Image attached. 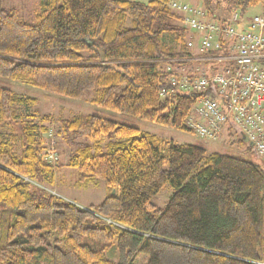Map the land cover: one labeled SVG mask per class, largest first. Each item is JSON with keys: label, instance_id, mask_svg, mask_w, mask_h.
<instances>
[{"label": "trees", "instance_id": "obj_1", "mask_svg": "<svg viewBox=\"0 0 264 264\" xmlns=\"http://www.w3.org/2000/svg\"><path fill=\"white\" fill-rule=\"evenodd\" d=\"M170 1L39 0L32 23L0 7V264H264L262 165L76 114L58 121L56 135L94 143L76 148L66 167L79 186L98 180L106 189L101 203L83 209L44 189L54 185L45 147L52 117H24L20 108L28 112L35 99L6 87L72 99L91 92L97 106L192 134L187 117L215 94L159 95L172 76L197 75L172 70L197 57ZM201 3L211 15L260 7L264 16V0ZM206 64L205 75L218 72ZM111 133L116 139L101 145ZM165 185L172 193L157 208Z\"/></svg>", "mask_w": 264, "mask_h": 264}, {"label": "built area", "instance_id": "obj_2", "mask_svg": "<svg viewBox=\"0 0 264 264\" xmlns=\"http://www.w3.org/2000/svg\"><path fill=\"white\" fill-rule=\"evenodd\" d=\"M168 6L181 15L183 27L191 33L188 47H196L201 54L219 51V55L206 60L224 66L209 76H172L171 89L159 95L212 90L215 97H200L186 126L198 138L210 141L231 128L229 136L235 134L242 139L260 157L264 171V16H240L237 11L216 16L202 7L174 0Z\"/></svg>", "mask_w": 264, "mask_h": 264}, {"label": "rangeland", "instance_id": "obj_3", "mask_svg": "<svg viewBox=\"0 0 264 264\" xmlns=\"http://www.w3.org/2000/svg\"><path fill=\"white\" fill-rule=\"evenodd\" d=\"M136 2H147L148 0H127ZM177 3L191 5L193 7L202 6L201 0H174ZM39 0H0V7L14 8L20 17L29 23L34 22V14L38 8ZM209 13V12H208ZM220 12L219 15H221ZM255 14H261L260 7H256L248 10L247 15L252 16ZM218 15V16H219ZM182 25V24H181ZM190 36L191 33L188 32ZM194 57L200 58L190 62V64L178 65L175 68H170L178 72L180 75H189L190 73L204 74L208 65L206 64V54H201L198 49L194 47L191 49ZM224 65L219 66L222 67ZM11 91L22 97H31L35 99V105L29 108V111L25 112L23 107L20 108L21 114L24 117L29 115L32 117L50 115L52 117V123L50 124L49 132L46 134L45 147L47 160L55 167L54 185L44 187L45 190L56 195L57 197L71 202L80 208L87 209L91 206L98 205L106 196V189L101 181H94L86 186H79L77 182L76 170L66 167L68 158L75 152L76 148L83 145H92L93 139L87 137H78L70 142L64 140L61 136L56 135V132L60 130L58 121L67 119L76 114L82 115H96L101 118L109 119L116 123L125 124L137 128L140 132H147L157 137H161L167 140H172L178 144H193L205 149L207 154L220 153L223 155L237 157L244 159L248 162L257 165H263L260 157L250 150L246 143H236L238 139L235 134L228 136L231 132L224 131L215 140L199 139L194 134L186 131H178L172 128L163 127L152 123L147 120L136 119L126 115L119 114L107 108L97 106L90 102L93 97V93H86L81 99H72L61 95L48 93L39 89L26 87L19 83H7ZM31 117H27L30 118ZM38 119V118H36ZM34 118L32 120L36 122ZM46 125V124H45ZM8 130V129H7ZM12 132L19 133V127L17 124L12 126ZM114 133L103 136L101 138V145H105L107 142L115 140ZM172 189L169 185H165L159 194L154 198L153 204L157 208H162L167 203Z\"/></svg>", "mask_w": 264, "mask_h": 264}, {"label": "water", "instance_id": "obj_4", "mask_svg": "<svg viewBox=\"0 0 264 264\" xmlns=\"http://www.w3.org/2000/svg\"><path fill=\"white\" fill-rule=\"evenodd\" d=\"M112 194H114V191H112Z\"/></svg>", "mask_w": 264, "mask_h": 264}, {"label": "bare ground", "instance_id": "obj_5", "mask_svg": "<svg viewBox=\"0 0 264 264\" xmlns=\"http://www.w3.org/2000/svg\"><path fill=\"white\" fill-rule=\"evenodd\" d=\"M162 98H166V97H162Z\"/></svg>", "mask_w": 264, "mask_h": 264}, {"label": "crops", "instance_id": "obj_6", "mask_svg": "<svg viewBox=\"0 0 264 264\" xmlns=\"http://www.w3.org/2000/svg\"><path fill=\"white\" fill-rule=\"evenodd\" d=\"M202 5V4H201ZM199 7H201V6H199Z\"/></svg>", "mask_w": 264, "mask_h": 264}]
</instances>
